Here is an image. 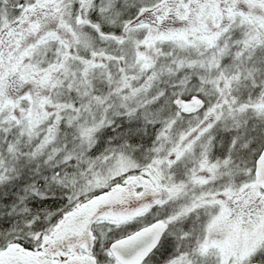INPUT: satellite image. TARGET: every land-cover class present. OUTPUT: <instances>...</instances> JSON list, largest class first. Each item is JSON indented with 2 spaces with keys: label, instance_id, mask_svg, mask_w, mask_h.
I'll return each mask as SVG.
<instances>
[{
  "label": "snow or ice",
  "instance_id": "1",
  "mask_svg": "<svg viewBox=\"0 0 264 264\" xmlns=\"http://www.w3.org/2000/svg\"><path fill=\"white\" fill-rule=\"evenodd\" d=\"M0 264H264V0H0Z\"/></svg>",
  "mask_w": 264,
  "mask_h": 264
}]
</instances>
